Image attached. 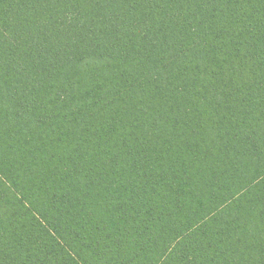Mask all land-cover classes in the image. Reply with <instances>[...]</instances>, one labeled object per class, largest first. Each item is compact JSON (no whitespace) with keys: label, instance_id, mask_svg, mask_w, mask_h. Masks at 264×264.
<instances>
[{"label":"trees","instance_id":"16d2710c","mask_svg":"<svg viewBox=\"0 0 264 264\" xmlns=\"http://www.w3.org/2000/svg\"><path fill=\"white\" fill-rule=\"evenodd\" d=\"M0 264H264V0H0Z\"/></svg>","mask_w":264,"mask_h":264}]
</instances>
